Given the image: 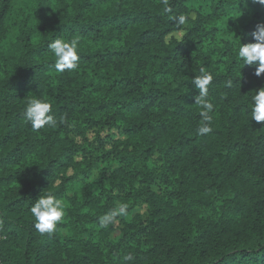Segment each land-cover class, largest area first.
Masks as SVG:
<instances>
[{
  "label": "trees",
  "instance_id": "1",
  "mask_svg": "<svg viewBox=\"0 0 264 264\" xmlns=\"http://www.w3.org/2000/svg\"><path fill=\"white\" fill-rule=\"evenodd\" d=\"M259 24L253 0H0V264H264V75L237 57ZM73 38L79 68L57 72L48 45ZM31 98L56 127L33 131ZM40 195L65 202L52 234L34 228Z\"/></svg>",
  "mask_w": 264,
  "mask_h": 264
},
{
  "label": "clouds",
  "instance_id": "2",
  "mask_svg": "<svg viewBox=\"0 0 264 264\" xmlns=\"http://www.w3.org/2000/svg\"><path fill=\"white\" fill-rule=\"evenodd\" d=\"M247 0H245V3ZM253 3L264 5V0H253ZM187 17L180 15L176 23L184 25ZM253 43L243 44L240 39L237 57L242 60L244 66L251 65L255 68V75L260 77L264 75V24L257 25L256 30L251 34ZM243 38V37H240ZM79 39L73 38L70 41L64 39H55L48 47L55 55V69L63 73L66 70L71 72L79 68L80 56L78 55ZM213 74L205 69L200 70V75L192 78V84L198 90L199 94L195 96V104L201 109L199 115L202 119L197 133L200 136L210 134L212 129V115L214 104L209 98V85L213 82ZM231 86V82H229ZM255 95L251 98V120L264 122V87L255 90ZM52 113V104L40 98H31L28 100L23 112V119L29 122L33 131H39L42 128H54L57 126L56 118ZM65 121L61 118L60 123ZM65 202L53 195H40L32 205L30 211L34 217V228L41 234H52L56 231L57 225L63 222L65 217ZM127 204H120L110 213L100 217V226L107 227L114 223L118 215L127 214ZM134 257L128 254L124 257L125 261H131Z\"/></svg>",
  "mask_w": 264,
  "mask_h": 264
},
{
  "label": "rangeland",
  "instance_id": "3",
  "mask_svg": "<svg viewBox=\"0 0 264 264\" xmlns=\"http://www.w3.org/2000/svg\"><path fill=\"white\" fill-rule=\"evenodd\" d=\"M199 1V0H198ZM120 133L117 132V131H114V130H108L104 133L103 137H104V140L103 143L106 145V146H109L111 141L114 140L115 138L119 137ZM142 212L144 211V209H141Z\"/></svg>",
  "mask_w": 264,
  "mask_h": 264
}]
</instances>
